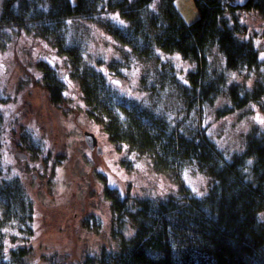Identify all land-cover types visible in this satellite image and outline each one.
Masks as SVG:
<instances>
[{"label": "trees", "instance_id": "1", "mask_svg": "<svg viewBox=\"0 0 264 264\" xmlns=\"http://www.w3.org/2000/svg\"><path fill=\"white\" fill-rule=\"evenodd\" d=\"M194 3L199 17L185 24L172 0H77L74 4L71 0H4L0 25L40 23L43 32L53 33L64 26L65 18L118 10L122 22L104 23L106 32L118 41L147 58L157 57L158 51H176L193 62L186 83L171 69L161 77L162 83L175 80L186 103L213 105L224 95L225 103L215 110L217 117L253 101L264 111V101H260L264 85L259 80L249 88L245 82L228 80L227 76L235 72L245 77L261 68L259 49L244 36L246 25L239 16L247 11L264 14V0ZM212 47L221 58L219 70L207 58ZM68 50L79 58L77 45ZM46 80L43 88L57 105L64 98L60 82ZM81 86L91 118H98L111 141L124 142L137 152L152 150L157 159L177 169L192 164L209 183L202 195L188 192L180 200L176 195L159 201L137 199L134 208L120 190L108 191L114 211L121 214L117 225L124 226L123 213L127 211L135 225L134 236L122 238L116 251H103L78 264H264V127L260 123L253 124L245 132L241 147L229 154L208 135L201 120L184 132L183 123L173 124L172 117L141 98H124L105 78L100 77L97 83L96 78L83 76ZM155 89L154 84L149 85L152 98L159 95ZM0 187V264H29L24 260L30 248L7 245L9 231L5 228H16L14 241L30 235L32 201L18 176ZM95 223V218L87 216L82 224L92 228ZM46 259L48 264H77L59 251Z\"/></svg>", "mask_w": 264, "mask_h": 264}, {"label": "rangeland", "instance_id": "2", "mask_svg": "<svg viewBox=\"0 0 264 264\" xmlns=\"http://www.w3.org/2000/svg\"><path fill=\"white\" fill-rule=\"evenodd\" d=\"M172 4L185 24L199 17L194 0H172ZM239 20L246 25L244 36L259 49L262 63L256 73L248 72L245 77L229 72L228 80H241L249 88L255 80L264 85V14L247 11L240 13ZM64 21L53 33L43 32L40 23L0 25V185L18 176L33 207V232L14 241L12 233L17 230L8 226L5 240L12 247L30 248L24 260L29 264H48L46 256L57 251L78 264L103 251H116L122 238L133 237L135 225L127 211L123 213L124 226L117 225L121 214L114 211L108 191L120 190L134 208L137 199L159 201L176 195L180 200L185 193L202 195L207 190L209 178L194 165L177 169L157 159L152 150L137 152L124 142L111 141L98 118H91L81 86L83 76L96 78L97 83L100 77L105 78L124 98H141L172 117L173 124L183 123L184 132L201 120L208 135L229 154L241 147L253 124L264 127L259 102L221 117L215 110L225 103L224 95L213 105L186 103L175 80L162 83L161 77L171 69L186 83L193 62L176 51H158L157 57L147 58L118 41L104 29L107 21H123L118 10ZM72 45L78 46L79 58L70 54ZM207 58L219 70L221 58L216 48L209 50ZM61 72L69 77L62 78ZM46 79L62 80L64 98L57 105L43 88ZM151 84L158 97L152 98ZM82 129L96 132L102 153L88 149ZM15 152L28 157L14 156ZM2 207L0 198V212ZM87 216L96 219L94 227L83 226Z\"/></svg>", "mask_w": 264, "mask_h": 264}, {"label": "water", "instance_id": "3", "mask_svg": "<svg viewBox=\"0 0 264 264\" xmlns=\"http://www.w3.org/2000/svg\"><path fill=\"white\" fill-rule=\"evenodd\" d=\"M83 140L85 141L89 150L96 149L97 153H102L99 139L93 131L85 130L83 132Z\"/></svg>", "mask_w": 264, "mask_h": 264}, {"label": "flooded vegetation", "instance_id": "4", "mask_svg": "<svg viewBox=\"0 0 264 264\" xmlns=\"http://www.w3.org/2000/svg\"><path fill=\"white\" fill-rule=\"evenodd\" d=\"M67 72H69V71H67ZM43 74H44V72H43ZM60 76H62V78H64V79H66V77H69L68 76V74L67 73H65V72H61L60 73ZM61 81L62 80H60V87H61ZM62 89H63V87H62ZM83 130V129H82ZM85 130H87V129H84L83 130V132L85 131ZM93 131L95 134H96V132L94 131V130H92V129H89V131ZM83 132H82V135H83ZM96 136H97V138H98V135L96 134ZM94 150H96V149H94ZM96 152H97V150H96ZM21 156V157H23V159H26L27 157H28V155L27 154H19L18 152H15L14 153V156ZM41 165V164H40ZM39 168H41V166H39ZM31 175H32V177L34 178V179H36L37 178V175H35L34 173H31Z\"/></svg>", "mask_w": 264, "mask_h": 264}]
</instances>
